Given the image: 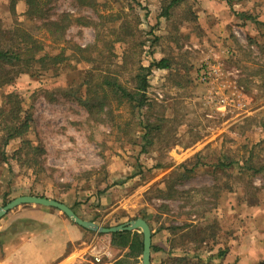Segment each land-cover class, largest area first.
Returning <instances> with one entry per match:
<instances>
[{"label": "rangeland", "instance_id": "obj_1", "mask_svg": "<svg viewBox=\"0 0 264 264\" xmlns=\"http://www.w3.org/2000/svg\"><path fill=\"white\" fill-rule=\"evenodd\" d=\"M166 2L97 0L94 10L73 0L52 4L54 19L63 13L83 21H98V16L115 19L101 28L103 38L112 42L113 63L104 59L92 67L109 70L127 88L132 87L138 66L163 58L169 69L153 70L149 77L148 106L133 113L120 107L107 124L92 123L83 108L62 95L78 89L81 74L90 68L84 63L58 66L38 77L21 74L11 86L0 89V107L5 93L14 90L32 108L33 125L27 137L45 149L44 173L36 180L31 169L14 160L11 172L0 168V208L17 197L39 195L74 208L80 219L104 228L141 218L155 231V244L162 237L168 238L167 243L175 239L179 254L226 251L221 264H261L264 0H231L230 7L221 0H183L168 19L160 17ZM25 11V3L17 1L13 15L10 0H0V25L5 30L16 26L27 30L52 55L62 51L70 55L73 45L94 43L95 32L85 25L70 27L65 42L55 43L38 23L26 20ZM121 22L134 32L123 42L117 41V33L109 36V28L117 32ZM203 64L219 67L211 83L200 80ZM223 98L228 104L219 105ZM143 124L153 128L144 151ZM19 144L11 142L7 153L13 154ZM180 165L192 170L184 174L187 179L180 178ZM3 193L8 195L5 201ZM22 206L0 219V264L10 252L4 246V232L13 235L20 227L34 228L27 220L15 219L24 208H40L71 222L53 208ZM174 227H187L182 233L207 228V237L212 232L214 237L198 249L195 242L183 245L176 239L179 235H171ZM87 232L85 246L98 243L109 254L101 264H118L123 253L110 247L109 235ZM151 256L153 264H170L164 255L152 252ZM195 263L196 259H189V264Z\"/></svg>", "mask_w": 264, "mask_h": 264}, {"label": "trees", "instance_id": "obj_2", "mask_svg": "<svg viewBox=\"0 0 264 264\" xmlns=\"http://www.w3.org/2000/svg\"><path fill=\"white\" fill-rule=\"evenodd\" d=\"M17 1L25 3L26 11L24 17L26 20L34 24L38 23L39 29L45 30L55 43L65 42L64 38L67 30L74 25L92 27L95 32V38L93 44L85 47L73 45L71 47L72 54L70 55H66L64 51L52 55L46 52L43 45L33 38L27 30L20 26H16L13 30H5L0 25V89L11 86L21 74L38 77L55 71L58 66L71 65L72 62L75 64L84 63L90 65V68L81 74V82L78 89H70L63 92L62 95L71 98L83 108L89 121L96 124H107V121H112L114 110L120 107L126 106L133 113L148 106L146 92L149 87V77L153 70H168V60L162 58L153 60L148 66H138L132 79V87L127 88L109 70L103 72L100 68L92 67V64L104 59L107 62L109 61V63H113L110 60L113 55L110 49L112 42L103 38L101 28L104 22L114 23L115 19L111 18V16L108 19L98 16V21H83L82 18H75L69 13H63L54 19L51 16V9L52 4L57 0H10V10L13 15L15 14ZM73 1L79 7L92 10H94L97 3V0ZM182 1L167 0L160 17L168 19L171 16V11ZM221 1H224L229 7L231 6V0ZM118 26L117 32L115 28H109V36H114L117 33V35H120L117 41L120 42L134 36L133 30L127 22H121ZM69 68L74 69L75 67L70 66ZM261 86L264 89V80ZM112 104H115V107ZM32 125V108L26 105L16 91L5 93L3 105L0 107V168L7 167L10 170V161L14 160L20 166L31 169L36 180L39 173H44L43 157L45 149L42 144H34L28 139L27 135H29ZM143 129L145 132L142 135L144 145L141 148L142 151L152 141L149 137L153 128L143 124ZM15 140L20 141V144L13 154L9 155L7 147ZM180 168H183L180 178L187 179L184 174L191 173L192 170L186 165H180ZM260 171L259 169L255 172L259 173ZM103 192L104 190H100L98 193L102 195ZM30 195L34 194L30 193ZM7 196V194L3 193L1 196L2 201H5ZM71 209L74 210V208ZM186 228L174 227L170 229L171 235H179L176 239L183 241V245L193 241L198 244L199 249V246L205 244L206 240L214 237V232L207 237L205 232L207 228H195L190 232L182 233L183 229L185 230ZM208 229L214 230V228ZM81 230L87 232L83 229ZM109 237L110 246L123 253L116 263L141 264L143 250L141 233L137 231L118 232L110 234ZM175 242V239L170 240V251L175 250ZM151 251L155 252L153 246H151ZM180 254L173 257L172 264H189V259H196V263L200 264H221L226 251L218 252L217 255L195 254L189 256L188 252ZM261 264H264V259Z\"/></svg>", "mask_w": 264, "mask_h": 264}, {"label": "crops", "instance_id": "obj_3", "mask_svg": "<svg viewBox=\"0 0 264 264\" xmlns=\"http://www.w3.org/2000/svg\"><path fill=\"white\" fill-rule=\"evenodd\" d=\"M14 217L27 220V224L34 228L20 227L13 235L4 232V246L10 248V252L3 257L2 264H88L85 259L87 247L83 239L84 232L59 214H50L40 208H24ZM147 224L151 231V246L156 253L165 256L166 262L172 264L173 257L179 252L176 249L170 251L168 238L166 240L162 237L155 244V231ZM139 231L137 232L140 233ZM153 258L151 256V264Z\"/></svg>", "mask_w": 264, "mask_h": 264}, {"label": "water", "instance_id": "obj_4", "mask_svg": "<svg viewBox=\"0 0 264 264\" xmlns=\"http://www.w3.org/2000/svg\"><path fill=\"white\" fill-rule=\"evenodd\" d=\"M22 205H34L46 208H53L60 211L66 216L72 223L80 227L83 230L91 231L99 235H110L118 232H131L140 230L142 234V256L141 264H151V231L146 221L141 218L130 221L126 224L119 225L111 228L101 227L93 222L85 221L80 219L74 211L58 201L51 200L48 198L37 197V196H20L17 197L3 207L0 208V219L3 218L8 212Z\"/></svg>", "mask_w": 264, "mask_h": 264}, {"label": "built area", "instance_id": "obj_5", "mask_svg": "<svg viewBox=\"0 0 264 264\" xmlns=\"http://www.w3.org/2000/svg\"><path fill=\"white\" fill-rule=\"evenodd\" d=\"M202 68H203L202 70H204V72H201L202 74H201L200 80L202 82L211 83L218 77L217 76L218 71H219L218 66L203 64ZM215 100L217 102L218 98ZM227 100L228 99H226V98L219 100V103H220L219 105L228 104ZM231 102H233V100H229V103H231ZM108 244H110V241ZM104 256L108 257L109 254L106 252V250H104V247L100 246L98 243L90 245L89 247H87L85 257L91 262V264H101L102 258Z\"/></svg>", "mask_w": 264, "mask_h": 264}]
</instances>
